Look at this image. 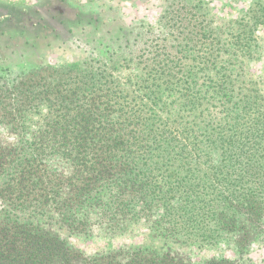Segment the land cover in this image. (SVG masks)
<instances>
[{"label":"trees","instance_id":"trees-1","mask_svg":"<svg viewBox=\"0 0 264 264\" xmlns=\"http://www.w3.org/2000/svg\"><path fill=\"white\" fill-rule=\"evenodd\" d=\"M219 53L203 78L154 67L143 91L92 94L90 76L44 97L46 110L0 112L18 127L42 119L0 144V264H187L180 249H245L264 224V93ZM95 229L144 239L85 255L65 237Z\"/></svg>","mask_w":264,"mask_h":264},{"label":"rangeland","instance_id":"rangeland-1","mask_svg":"<svg viewBox=\"0 0 264 264\" xmlns=\"http://www.w3.org/2000/svg\"><path fill=\"white\" fill-rule=\"evenodd\" d=\"M255 15H264V0H0V112L46 110L51 103L44 97L80 93L72 81L90 83V76L96 78L92 94L125 86L143 91L142 78L154 67L157 76L166 66L180 77L192 65L203 78L200 68L212 66L217 51L236 63L241 81L263 94L264 16ZM243 31L250 35L239 44ZM233 45L243 55L234 54ZM40 121L30 115L18 127L1 117L0 144L28 138ZM258 232L242 251L222 242L178 252L187 264H264V224ZM65 237L85 255L144 239L99 229Z\"/></svg>","mask_w":264,"mask_h":264}]
</instances>
